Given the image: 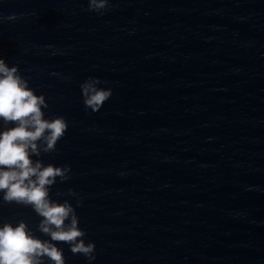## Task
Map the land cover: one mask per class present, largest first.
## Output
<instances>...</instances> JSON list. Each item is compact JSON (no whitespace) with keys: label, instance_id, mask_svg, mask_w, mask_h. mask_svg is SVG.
Returning a JSON list of instances; mask_svg holds the SVG:
<instances>
[{"label":"water","instance_id":"water-1","mask_svg":"<svg viewBox=\"0 0 264 264\" xmlns=\"http://www.w3.org/2000/svg\"><path fill=\"white\" fill-rule=\"evenodd\" d=\"M87 8L0 0V17H18L0 21V56L69 125L40 159L70 166L50 195L96 249L89 262L54 242L65 264H264V0ZM89 77L112 89L98 112L83 104ZM20 220L50 239L31 207L0 199V226Z\"/></svg>","mask_w":264,"mask_h":264},{"label":"clouds","instance_id":"clouds-1","mask_svg":"<svg viewBox=\"0 0 264 264\" xmlns=\"http://www.w3.org/2000/svg\"><path fill=\"white\" fill-rule=\"evenodd\" d=\"M110 0H88L87 11L103 15ZM16 16L0 17L8 21ZM99 78L89 77L80 85L85 110L98 112L112 96L111 88L100 87ZM49 104L44 94L37 95L19 67L0 56V120L13 124L0 131V193L4 204L31 207L41 217L38 230L50 239L36 237L28 224L20 220L0 226V264H65L63 249L54 242L69 245L73 255L89 262L95 259V243L85 242L86 232L79 227V217L69 200L52 199L50 192L57 183L67 181L70 166L45 164L40 157L56 151L65 136L68 122L63 116L45 118ZM37 159H33V157ZM67 195L77 196L69 189ZM80 200L77 199V206Z\"/></svg>","mask_w":264,"mask_h":264}]
</instances>
